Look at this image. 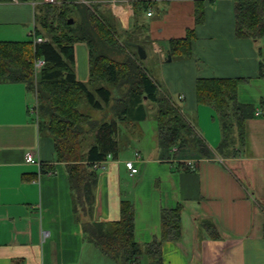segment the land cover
Returning a JSON list of instances; mask_svg holds the SVG:
<instances>
[{"label":"crops","instance_id":"1","mask_svg":"<svg viewBox=\"0 0 264 264\" xmlns=\"http://www.w3.org/2000/svg\"><path fill=\"white\" fill-rule=\"evenodd\" d=\"M236 1L203 0L200 25L195 24L193 0L157 1L152 15L139 20L146 24V18H153L137 31L144 39L134 42L144 47V60L150 58L146 67L152 79L215 159H191L198 164L186 171L176 166V155L168 154L174 161L165 159L157 137L150 146L142 145L140 124H121L118 154L97 172L93 209L86 213L75 203L52 138L30 112L35 95L22 83L0 82V264H117L86 238L83 226L119 220L123 200L134 205V239L140 245L159 237L161 210L181 205L182 236L178 242L163 243V264H264V112L259 108L264 99V69L259 75L264 38L236 36ZM105 4L101 8L117 30L135 28L126 0ZM34 10L33 2L0 3V41L28 37ZM188 30H194L190 56L171 55L170 41L184 38ZM74 69L77 80L86 83L89 59L83 43L75 44ZM210 78L240 79L238 102L256 107L246 122L245 147L235 158L216 155L221 141L217 115L196 101L197 80ZM135 152L142 161L135 163L138 173L130 176L125 162L133 160ZM28 153L36 164L25 162ZM201 220L215 225L218 239L207 237ZM149 261L142 257L139 264Z\"/></svg>","mask_w":264,"mask_h":264},{"label":"trees","instance_id":"2","mask_svg":"<svg viewBox=\"0 0 264 264\" xmlns=\"http://www.w3.org/2000/svg\"><path fill=\"white\" fill-rule=\"evenodd\" d=\"M36 3L32 34L22 41H0V82L22 83L35 95L38 126L53 140L58 162L65 165L75 203L84 213L93 208V188L97 172L93 163L116 157L119 151L120 125L135 126L153 117L159 149L165 155L176 147V166L190 170L189 159H213L205 141L183 117L179 108L163 93L132 51L138 45L121 42L116 25L100 3L111 0H0V3ZM120 1V0H116ZM132 9L135 28L125 30L129 36L146 29L140 17L151 11L157 1L126 0ZM194 1L195 24L204 21L203 0ZM235 34L238 38H264V0H237L234 6ZM71 21V23H70ZM194 30L184 38L170 41V53L189 57ZM41 38L42 42L34 43ZM88 50L89 79L86 83L75 75V44ZM143 47V46H141ZM144 49V47H143ZM128 51V52H127ZM123 54L121 60L113 58ZM45 64L38 74L34 62ZM262 75L264 62L259 65ZM240 79H198L195 86L198 104L211 107L219 122L221 141L216 155L223 159L240 155L246 143V122L256 107L237 100ZM88 107L104 112L100 120L79 110ZM147 103V105H146ZM259 108L264 112V99ZM153 112L151 113V111ZM167 156V155H166ZM198 160H194L195 167ZM181 205L160 213V234L150 243L140 245L134 239L135 209L131 201L120 203V218L114 222H86V238L117 264H163L162 246L181 239ZM207 237L218 239L210 220H201Z\"/></svg>","mask_w":264,"mask_h":264},{"label":"rangeland","instance_id":"3","mask_svg":"<svg viewBox=\"0 0 264 264\" xmlns=\"http://www.w3.org/2000/svg\"><path fill=\"white\" fill-rule=\"evenodd\" d=\"M38 1H40V0H38ZM120 1H124V0H120ZM40 2H42V1H40ZM118 1H116L115 3H117ZM105 3H107V2H105ZM105 3H100L101 5H103V7H104V5H106ZM114 3V4H115ZM36 4V3H35ZM107 4H113V2L112 1H110V2H108ZM103 9H105V8H103ZM154 14H156V11H155V9H154ZM157 14H159V12H157ZM143 15H145V14H143ZM143 15H141V17L140 18H142L143 17ZM153 18H151V19H145V20H147L146 21V24L147 23H149V21L150 20H152ZM116 33H117V36H118V39L121 41V42H126V43H128V44H133L135 41H140V39H144V34H142V33H136V34H133V35H131V36H129L128 35V33H126L125 31H119V30H116ZM27 39V37H25V38H23V40H26ZM19 41H22V40H19ZM78 49L80 48V47H77ZM132 51L133 52H135V53H137V49H132ZM128 52V51H127ZM124 57V55L123 54H121V55H118V56H113V58H115V59H117V60H121L122 58ZM142 62H143V64H144V67L147 69V71L149 72L150 71V67L149 68H147L146 66H149L148 65V62H150V58L148 57V59L145 61V60H141ZM145 61V62H144ZM159 70H157V72H158ZM152 74L154 75V71L152 70ZM146 105H147V103H146ZM79 110L81 111V112H83V113H86V114H88V115H90L91 116V118L92 119H95V120H100V119H103L104 117H105V114H104V112H97V111H95V110H93V109H91L90 107H88L87 106V104L86 103H83L81 106H80V108H79ZM153 112V110L151 111V113ZM140 126H141V131H140V138L142 137V135H143V137H142V139H143V141H142V145L143 146H150L151 144H153V138L155 137V139H156V137H157V128H156V122H155V120L153 119V117H151V116H149L146 120H145V122L144 123H140ZM124 128V127H123ZM122 128V129H123ZM156 142V141H155ZM149 144V145H148ZM175 153V152H174ZM140 154V153H139ZM168 154H171V151L169 150L168 152H167V156L165 155L164 157H165V159H167V160H169V159H171L170 157H168ZM176 154V153H175ZM174 154V155H175ZM171 155H173V154H171ZM131 158H132V156H131ZM214 159H215V157H214ZM189 160H191V159H189ZM138 162L139 161H142V159H141V155H140V157H139V159L137 160ZM142 264H145V263H142Z\"/></svg>","mask_w":264,"mask_h":264},{"label":"built area","instance_id":"4","mask_svg":"<svg viewBox=\"0 0 264 264\" xmlns=\"http://www.w3.org/2000/svg\"><path fill=\"white\" fill-rule=\"evenodd\" d=\"M40 1L45 2V3H54L55 2V0H40ZM111 1L113 2V4L116 2V0H111ZM131 12H132V9H131ZM151 15H152L151 11L147 12V16H151ZM30 34H32V32L29 33V35ZM40 42H42L41 38L34 39V43H40ZM44 64H45V62H44L43 59L35 60V62H34V70H35L36 74H38L40 72V70L42 69ZM30 112L33 114L36 122H38V111H37L36 100H35L34 106L30 108ZM174 152L175 153L177 152V148L176 147H172L171 148V154L174 155L175 154ZM139 157H140L139 152H135L134 153V159L131 160V161H126L125 162V167L128 170L130 176H134L135 174L138 173V169L135 167V163L137 162ZM111 159H112V156L111 155H107L105 160L93 163V170H95V171L104 170L106 165H107V163ZM167 161L171 162V161H174V160L171 158V159H169ZM25 162L28 163V164H36V161H35L34 156H33L32 153H28L25 156ZM188 166H189L190 170L193 171L195 169L194 161L193 160H189L188 161ZM43 235L46 236V233H44Z\"/></svg>","mask_w":264,"mask_h":264},{"label":"water","instance_id":"5","mask_svg":"<svg viewBox=\"0 0 264 264\" xmlns=\"http://www.w3.org/2000/svg\"><path fill=\"white\" fill-rule=\"evenodd\" d=\"M71 23V21H70ZM137 53L140 60H144L146 58V53L143 47L137 46ZM171 60V56L169 53H167V61L169 62Z\"/></svg>","mask_w":264,"mask_h":264}]
</instances>
